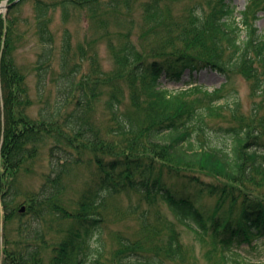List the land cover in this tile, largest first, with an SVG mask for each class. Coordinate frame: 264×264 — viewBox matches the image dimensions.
Returning a JSON list of instances; mask_svg holds the SVG:
<instances>
[{"label": "trees", "instance_id": "trees-1", "mask_svg": "<svg viewBox=\"0 0 264 264\" xmlns=\"http://www.w3.org/2000/svg\"><path fill=\"white\" fill-rule=\"evenodd\" d=\"M27 1L42 46L29 70L15 60L18 36L12 27ZM174 1L20 0L0 17V207L5 220L12 218L9 196L13 203L21 194L17 178L33 171L46 140L53 141L50 168L56 160L93 170L90 184L70 205L61 201L60 174L47 175L24 199L26 211L16 214L36 224L47 221L48 228L55 223L58 239L48 264H175L182 254L180 233L160 204L211 245L218 264H264L239 253L264 247V129L228 99L220 103L224 84L206 93L201 91L206 85L192 79L204 70L227 78L240 69L259 86L264 33L255 23L264 14V0H247L240 19L228 0H185L176 12ZM137 8L146 25L161 19L139 34L138 45L132 29L125 31L126 24H136ZM57 9L84 11L87 32L95 36L88 41L91 52L84 48L72 54L78 58L74 63L67 58L68 45L56 59L47 21ZM113 34L118 38L111 41ZM96 40L110 48L113 68L108 71L97 60ZM47 79L55 88L52 107L45 103L51 93ZM165 81L184 87L168 88ZM37 99L43 104L34 114ZM99 105L102 128L95 119ZM243 178L244 190L225 183ZM121 195L129 202L135 197L128 211L138 229L133 236L112 233L114 249L107 255L108 217L101 211ZM204 197L214 200L210 210L198 203ZM47 226L32 235L20 224L0 264H47L39 249Z\"/></svg>", "mask_w": 264, "mask_h": 264}, {"label": "rangeland", "instance_id": "rangeland-1", "mask_svg": "<svg viewBox=\"0 0 264 264\" xmlns=\"http://www.w3.org/2000/svg\"><path fill=\"white\" fill-rule=\"evenodd\" d=\"M11 0H0V7L6 3L8 4ZM198 1L201 3H205L206 0H190L188 2ZM230 2L231 7L234 10V15L237 16V19H240L238 16L239 13L245 11L248 1L247 0H228ZM227 1V2H228ZM185 0H175L172 8L174 12L179 11L178 8L184 5ZM254 12V9H252ZM6 16V12L3 11L0 13V17L3 19ZM260 19L256 21L255 25L260 32L264 33V14H259ZM17 21L14 22L12 26L15 30L14 36H18L16 40V50H15V60L19 64L20 67L24 69H31L33 65H35L38 54L40 53V49L42 46L39 44V39L36 35V24L33 20V5L31 1H27L22 3L20 9L15 16ZM5 20V19H4ZM135 20V25H127L125 27V31H130L132 34V41L138 45L139 43V34L141 35L148 28L149 30L156 27L161 19L157 18L156 21L151 25L144 24L143 17L141 16L140 9L137 8L135 14L133 15V19ZM141 25L143 27V31H141ZM47 26L49 29V33H52L54 40V48L56 52V59H59V55L65 52V48L68 45L70 48V56L67 58L72 59L71 63H74L77 57L72 54L79 55L80 50L87 48V52H91L88 49V41L93 40L95 37L92 33L87 32L88 24L86 22V14L84 11L80 10H66L62 11L57 9L56 11L50 14V17L47 21ZM129 29V30H127ZM245 33L242 32V38H244ZM117 36L113 34L111 41ZM118 38V37H117ZM116 42V41H115ZM119 43L116 45L118 46ZM94 50L97 53V60L101 67L108 71L113 68V63L110 57V48L107 45L106 41L100 42L96 40L94 43ZM75 57V59H74ZM66 58V57H65ZM59 63V62H58ZM57 64V63H56ZM59 66V64H58ZM84 68L87 67V62H84ZM254 68V66H253ZM249 73V71H241L240 69L231 70L228 73V77L225 78L218 74L216 71H202L198 74L193 75V80L198 84L204 83L206 88L201 91L206 93H212L214 89L219 88L224 84V89L221 94L224 95L222 99H220V103L224 102V99H228L229 103L232 104L237 112L244 116L245 119L249 118L253 120V125L256 128H263L264 123V76H259L260 84L257 87L256 82L253 79L248 78L245 73ZM30 84L31 90L34 94L35 87V74H30ZM187 80V78H184ZM48 84V88H51V93L48 95V98H45V103H48L50 107L55 101V88L51 84V82L47 79L46 84ZM168 88H179L183 87V83H173L166 82L164 83ZM188 99H194L193 97H187ZM37 103L34 107V114L37 112V109L41 104L39 99L36 100ZM102 106H98L97 111L95 113L96 123L102 128L103 117H102ZM33 113V112H32ZM262 121V122H260ZM41 147V155L38 160V164L33 168V171L28 176H19L17 178L16 187L18 190H21V194L17 196L16 199L13 200L12 196L10 197V204H12V218L8 221L5 220V211L2 207H0V259L3 256V251L5 248H12L11 242L18 238L17 236V228L21 224L25 227V230L32 232V235L35 234L34 231L38 230L39 232L43 230L49 222L45 221L43 224H36L31 222L29 217H18L20 210L24 207L26 211V202H24L25 198L30 196L32 193L39 189V186L42 184L43 180L47 175H52L56 177L60 174V180L62 182V193H61V201L62 203L69 204L72 202L83 189H86L91 182L93 176L92 168L86 166V164H75V163H57L55 160L51 166L54 168H50V161L48 158V148L53 143L51 140H46ZM92 167V166H91ZM53 169V170H51ZM51 170V171H50ZM15 181V182H16ZM227 185H231L233 190H244L245 189V178L237 181L225 182ZM15 189V185L13 186ZM16 188V189H17ZM1 200V199H0ZM7 202V199H5ZM135 202V197L132 198V202H129L126 197L122 196L113 199L108 202V205L104 207L101 211L102 215H107L108 222L106 227V233L103 237L104 243L106 244V253L107 255L114 249V241L112 233H116L118 231L128 235L133 236L137 233L138 221L136 217L129 213L128 208L129 204H133ZM214 200L212 198H202L198 203L203 207L204 210H210L212 208ZM70 205V204H69ZM161 211L165 218L170 222H173L177 227V231L179 234V241L182 246V254L181 259L176 260L175 264H218L219 259L216 255V251L212 249L211 245L207 242L201 240L198 235H196L193 231L188 229L185 225L180 224L174 214L167 209L164 204H160ZM56 222L57 219L54 217ZM55 223L53 225V228ZM53 228H48L44 231L45 234V242L43 246H41V257L43 256L45 262L48 264L49 259L52 255V248L56 246L58 236L55 234ZM56 230V229H55ZM56 238V240H55ZM8 239V240H7ZM7 240V241H6ZM37 239L34 238L32 240L33 245L39 246L37 243ZM245 247V245L243 246ZM258 253L254 252H244L243 250H239V253L246 257L247 259H251L253 261H262L264 260V247L258 246ZM211 249L213 252H211Z\"/></svg>", "mask_w": 264, "mask_h": 264}, {"label": "water", "instance_id": "water-1", "mask_svg": "<svg viewBox=\"0 0 264 264\" xmlns=\"http://www.w3.org/2000/svg\"><path fill=\"white\" fill-rule=\"evenodd\" d=\"M3 8H4V7L1 6V7H0V11H1V9H3ZM5 8H7V7H5Z\"/></svg>", "mask_w": 264, "mask_h": 264}]
</instances>
